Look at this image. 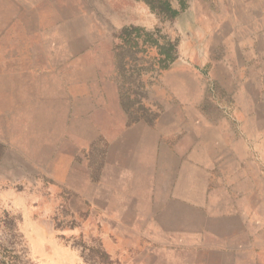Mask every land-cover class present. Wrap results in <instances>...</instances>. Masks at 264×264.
Wrapping results in <instances>:
<instances>
[{"label":"rangeland","instance_id":"obj_1","mask_svg":"<svg viewBox=\"0 0 264 264\" xmlns=\"http://www.w3.org/2000/svg\"><path fill=\"white\" fill-rule=\"evenodd\" d=\"M186 1L165 19L143 0H0V110L16 79L2 72L29 52L39 68L53 43L90 42L88 67L113 73L135 50H116V35L137 24L179 54L153 80L150 128L80 134L50 174L0 141V264H264V0Z\"/></svg>","mask_w":264,"mask_h":264},{"label":"crops","instance_id":"obj_2","mask_svg":"<svg viewBox=\"0 0 264 264\" xmlns=\"http://www.w3.org/2000/svg\"><path fill=\"white\" fill-rule=\"evenodd\" d=\"M130 26L142 27L131 24L122 29ZM53 44L39 52L40 62L42 56L45 60L39 68H32L36 56L29 52L23 55L26 65L24 62L22 70L2 72L16 79L13 82L8 79L7 83L9 101L13 100V104H8L6 111L0 110V141L19 151L24 165L48 174L52 168L57 172L64 155L76 156L66 151L73 142L77 147L80 134L97 133L112 142L125 140L128 127L150 128L159 116L156 112L150 116L158 103L151 99L153 80L168 70L145 71L142 75H149V83L128 86L120 70L112 73L110 68L88 67L92 43L88 42L80 51L77 40L71 38L63 53L56 47H60V42ZM61 60L63 63H57ZM80 62L86 65L81 71ZM112 105L118 108L117 119L106 111ZM79 109L86 111L82 112V123ZM87 110L92 111L90 115ZM94 110H99L98 117ZM145 113L149 116H144ZM80 125L86 128L80 130Z\"/></svg>","mask_w":264,"mask_h":264},{"label":"trees","instance_id":"obj_3","mask_svg":"<svg viewBox=\"0 0 264 264\" xmlns=\"http://www.w3.org/2000/svg\"><path fill=\"white\" fill-rule=\"evenodd\" d=\"M149 5L151 10L165 19H174L177 14L186 8V0H178L179 8L173 5V0H143ZM115 49H123L125 44L131 45L130 49L135 47L133 52H117V62L124 78L131 76H141L145 71H162L167 69L175 60H177L178 48L176 39H172L169 35H164L159 27L155 30H146L139 26L125 27L116 35ZM149 50H155L152 55L153 63L148 68L137 64L131 68L127 63L129 60H136L139 54L147 55ZM129 51V50H128ZM129 54V55H128ZM126 56H128L126 58Z\"/></svg>","mask_w":264,"mask_h":264}]
</instances>
